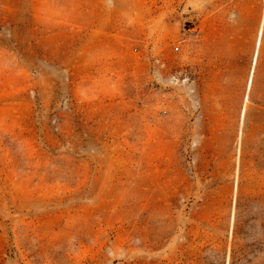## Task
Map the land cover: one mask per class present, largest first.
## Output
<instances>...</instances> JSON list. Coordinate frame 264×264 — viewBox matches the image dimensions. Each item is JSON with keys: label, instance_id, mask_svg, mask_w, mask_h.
<instances>
[{"label": "rangeland", "instance_id": "1", "mask_svg": "<svg viewBox=\"0 0 264 264\" xmlns=\"http://www.w3.org/2000/svg\"><path fill=\"white\" fill-rule=\"evenodd\" d=\"M0 264H264V0H0Z\"/></svg>", "mask_w": 264, "mask_h": 264}, {"label": "bare ground", "instance_id": "2", "mask_svg": "<svg viewBox=\"0 0 264 264\" xmlns=\"http://www.w3.org/2000/svg\"><path fill=\"white\" fill-rule=\"evenodd\" d=\"M260 35H261V29H260V32H259V37H260ZM258 46H259V38L257 39V43H256V47H258ZM250 82H251V76L249 78L248 85L250 84Z\"/></svg>", "mask_w": 264, "mask_h": 264}]
</instances>
